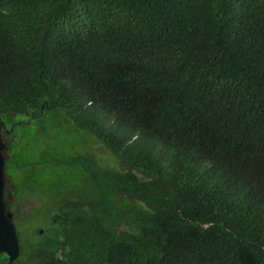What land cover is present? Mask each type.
<instances>
[{
    "label": "trees",
    "instance_id": "16d2710c",
    "mask_svg": "<svg viewBox=\"0 0 264 264\" xmlns=\"http://www.w3.org/2000/svg\"><path fill=\"white\" fill-rule=\"evenodd\" d=\"M0 120L54 203L11 264H264V0H0Z\"/></svg>",
    "mask_w": 264,
    "mask_h": 264
},
{
    "label": "rangeland",
    "instance_id": "374dc122",
    "mask_svg": "<svg viewBox=\"0 0 264 264\" xmlns=\"http://www.w3.org/2000/svg\"><path fill=\"white\" fill-rule=\"evenodd\" d=\"M37 121L38 120H34V122H32L31 125L26 130L23 131L24 136H21L22 133L20 131H17L12 141L14 148L16 150H20L23 156L22 159L25 161H28V160L36 161L38 158L42 157L44 154L43 153V150L45 148L44 145H47L49 147L58 146V144H56L57 142L56 139L55 140L45 139V135L55 134L59 132V130H56L54 126H52L51 122L53 120H50V118H47L46 120H42L41 122L40 121L37 122ZM63 131H64L63 134H61L62 140L69 139L68 142L71 141V142L77 143L78 141L76 139L77 136H75L76 132L73 133L74 135L73 134L66 135V131H69V130L64 129ZM58 141H59V136H58ZM77 144L75 145L77 146ZM105 156L108 157L107 154H105ZM42 159L43 158H41V160ZM45 170L46 169L44 170L39 169L40 172L45 171ZM6 172L9 175H6L7 182L4 188H5L6 193H8L7 194L8 202L11 204L9 205L8 209L11 212V214H13V219H14L13 221H15L18 227L20 242L24 240V242L26 243V241L32 240L33 234L36 228L43 226L41 224V218L44 215L45 208L53 206L54 203H47L46 199H43V201L45 202V204H43L41 197H37L34 195H26L27 193H24L23 195L19 197L9 196V193H10L9 189L11 188L14 189L13 194L15 196H18L17 192L20 191V189H15V184L19 185V182L14 178L15 176H13V172L11 171L8 172V169L6 171V167H5V173ZM25 172L26 173L29 172V169H26ZM19 174L18 176L21 175ZM44 176L45 178H50L49 174L45 173ZM37 213L39 214L34 217L29 216L33 214L35 215ZM21 259L23 258L21 257ZM18 264H22V262L19 261Z\"/></svg>",
    "mask_w": 264,
    "mask_h": 264
},
{
    "label": "water",
    "instance_id": "95a60500",
    "mask_svg": "<svg viewBox=\"0 0 264 264\" xmlns=\"http://www.w3.org/2000/svg\"><path fill=\"white\" fill-rule=\"evenodd\" d=\"M4 126V122L0 120V254H6L7 264H11L20 255V245L12 215L4 200V167L8 156V142L5 138Z\"/></svg>",
    "mask_w": 264,
    "mask_h": 264
},
{
    "label": "flooded vegetation",
    "instance_id": "af4514ba",
    "mask_svg": "<svg viewBox=\"0 0 264 264\" xmlns=\"http://www.w3.org/2000/svg\"><path fill=\"white\" fill-rule=\"evenodd\" d=\"M6 164V163H5ZM4 172H5V167H4ZM6 175H9V174H7V172L5 173V185H6V182H7V180H6ZM12 180V179H11ZM13 188H11V189H9V191H10V193H9V196H14V197H17V196H15L14 194H13ZM7 194L8 193H6V191H5V188H4V200H5V203H6V207H7V209L9 208V205H11L9 202H8V197H7ZM27 195V194H26ZM16 203H18V202H16ZM9 210V209H8Z\"/></svg>",
    "mask_w": 264,
    "mask_h": 264
},
{
    "label": "clouds",
    "instance_id": "9594fccd",
    "mask_svg": "<svg viewBox=\"0 0 264 264\" xmlns=\"http://www.w3.org/2000/svg\"><path fill=\"white\" fill-rule=\"evenodd\" d=\"M9 211V210H8ZM10 212V211H9Z\"/></svg>",
    "mask_w": 264,
    "mask_h": 264
}]
</instances>
